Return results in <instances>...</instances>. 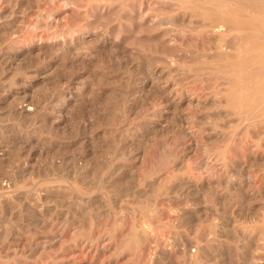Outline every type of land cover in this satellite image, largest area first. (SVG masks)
Returning <instances> with one entry per match:
<instances>
[{
    "label": "rangeland",
    "instance_id": "1",
    "mask_svg": "<svg viewBox=\"0 0 264 264\" xmlns=\"http://www.w3.org/2000/svg\"><path fill=\"white\" fill-rule=\"evenodd\" d=\"M246 2L0 1V264H264Z\"/></svg>",
    "mask_w": 264,
    "mask_h": 264
},
{
    "label": "bare ground",
    "instance_id": "2",
    "mask_svg": "<svg viewBox=\"0 0 264 264\" xmlns=\"http://www.w3.org/2000/svg\"><path fill=\"white\" fill-rule=\"evenodd\" d=\"M1 1V0H0ZM192 1V0H191ZM51 2V1H50ZM63 2V1H62ZM184 2V1H183ZM64 4V3H63ZM62 4V5H63ZM209 4H211V3H209ZM64 6H66V5H64ZM223 6V5H222ZM246 6H247V8L249 9H254L256 12H262V13H264V0H247V2H246ZM64 8V7H63ZM66 9V8H65ZM238 9V8H237ZM104 12V11H103ZM58 13H56V15H57ZM257 14V13H256ZM261 14V13H260ZM234 15H235V13H234ZM240 15V14H239ZM257 16H259V14H257ZM262 16V15H261ZM264 16V15H263ZM37 17V16H36ZM35 17V18H36ZM225 17H227V16H225ZM34 18V19H35ZM252 18V17H251ZM48 19V18H47ZM255 19V18H254ZM263 19V18H262ZM36 20V19H35ZM55 20H57V19H55ZM249 20V19H248ZM251 20H253V19H251ZM37 21V20H36ZM39 21V20H38ZM60 22V21H59ZM254 22H255V20H254ZM257 22H260V21H257ZM263 22H264V20H263ZM203 23V22H202ZM256 23V22H255ZM49 24V23H48ZM47 24V25H48ZM29 25H30V23H29ZM28 25V26H29ZM51 25V24H50ZM223 25V24H222ZM253 25V24H252ZM32 26V25H31ZM54 26H57V25H54ZM197 26V25H196ZM203 26H205V25H203ZM201 27V26H200ZM31 28V27H30ZM54 28V27H53ZM136 29V28H135ZM139 29V28H138ZM219 29V28H218ZM34 30H32V32H33ZM53 31V30H52ZM38 32H40V31H38ZM37 32V33H38ZM204 32V31H203ZM255 34V33H254ZM253 34V35H254ZM38 35V34H37ZM42 35V34H41ZM230 35V34H229ZM252 35V34H251ZM224 36V35H223ZM258 36V35H257ZM242 38V37H241ZM257 38V37H256ZM41 39H42V37H41ZM234 39V38H233ZM99 40V39H98ZM140 40V39H139ZM141 40H143V39H141ZM216 40V39H215ZM229 40V39H228ZM241 40V39H240ZM256 41V40H255ZM58 42V41H57ZM213 42H214V40H213ZM259 42V41H258ZM233 43V42H232ZM251 43V42H250ZM249 44V43H248ZM218 46V45H217ZM229 46H230V44H229ZM249 46H250V44H249ZM261 48V47H260ZM258 50V49H257ZM218 51V50H217ZM216 51V52H217ZM228 51V50H227ZM264 51V50H263ZM254 52V51H253ZM236 53V52H235ZM256 53V52H255ZM252 54V53H251ZM230 55V54H229ZM238 55V54H237ZM236 55V56H237ZM250 55V54H249ZM264 55V54H263ZM250 59V58H249ZM262 59H263V57H262ZM258 60V59H257ZM263 62H264V60H263ZM262 63V62H261ZM256 64V63H255ZM254 64V65H255ZM251 67H252V65H251ZM255 67V66H254ZM253 67V68H254ZM255 69V68H254ZM252 70V69H251ZM262 70V69H261ZM233 71H235V70H233ZM242 71V70H241ZM243 79V78H242ZM245 79H247L248 80V83L250 84V85H253V86H256V87H259V88H263L264 89V67H263V71H261V73L259 72V73H254V74H251V75H249V76H247L246 78H244V80ZM248 89V88H247ZM250 91H252V90H250ZM261 91H262V89H261ZM237 92V91H236ZM260 92V91H259ZM238 93V92H237ZM246 94V93H245ZM263 94V93H262ZM259 95V94H258ZM264 95V94H263ZM255 98V97H254ZM248 100V99H247ZM248 104V103H247ZM253 110H254V108H252ZM259 111V110H258ZM243 112V111H242ZM252 113V112H251ZM263 113V112H262ZM264 114V113H263ZM259 118V117H258ZM264 118V117H263ZM241 120V119H240ZM259 120V119H258ZM260 121H262V120H260ZM256 122V121H255ZM250 124V123H249ZM243 126V125H242ZM247 126V125H246ZM248 126H251V125H248ZM254 126V125H253ZM257 141V140H256ZM254 142H255V140H254ZM258 144V143H257ZM260 144V143H259ZM254 145V144H253ZM257 146V145H256ZM258 147V146H257ZM221 162V161H220ZM206 165V164H205ZM222 168V167H221ZM206 169V168H205ZM223 169V168H222ZM245 176V175H244ZM249 176V175H248ZM248 191V190H247ZM261 222H263V221H261ZM263 225H261V227H262ZM259 227V226H258ZM264 227V226H263ZM262 232V231H261Z\"/></svg>",
    "mask_w": 264,
    "mask_h": 264
}]
</instances>
